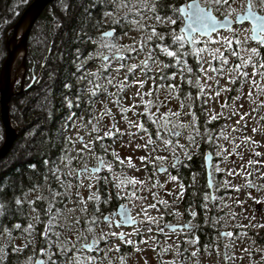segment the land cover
<instances>
[{"label": "trees", "instance_id": "16d2710c", "mask_svg": "<svg viewBox=\"0 0 264 264\" xmlns=\"http://www.w3.org/2000/svg\"><path fill=\"white\" fill-rule=\"evenodd\" d=\"M30 1L0 0V73L7 52L6 39L12 35L13 25ZM109 3L110 0H54L43 10L30 31L24 67L19 71L15 80V94L10 102V120L18 132V138L5 158H11L15 154V159L6 168L0 169V237L5 235L4 228H7L10 233L17 232L19 228H15L14 225H20L25 221L28 209L44 207L41 205L44 202L42 195H48L49 188L56 192L64 190L56 177L59 176L60 180L65 181L66 168L71 169L89 163L88 153L77 151L81 149H78L77 141L71 135V127L75 118L89 115L91 111L90 95L86 89L84 72L87 65L84 64V61L95 48L96 39L100 38V32L109 28L111 26L109 23L114 24L113 18L109 20L110 16L105 15V12L110 11ZM53 4L60 5L67 13H54ZM159 14L162 16V14L168 13ZM130 26V15L121 16L116 28L117 34L128 31ZM38 32L43 37V43L44 40L53 41L55 46L51 52H47L46 61L45 58H42L43 53L41 52L42 49H47L46 41L41 48L33 42V38ZM22 61L23 57L20 56L12 69V76H15ZM165 62L166 64L171 63V58L165 55ZM170 72L167 71V73ZM33 79L36 81L34 82ZM192 79L194 82L195 76H192ZM27 84L31 86L27 88ZM160 84L179 85L178 89L173 88L174 96L183 99L188 94L194 100L191 102L192 100L185 98L184 103L186 108H189L188 105L191 104L192 113L200 117L199 120H195V129L199 134L192 130L193 123L181 125L173 121L169 115L166 119H161L163 115L154 109L158 101L157 89ZM150 89L152 106L149 107L148 113H145L144 105L140 118L143 128L140 130L145 132L143 129H147V134L153 140H157V131L161 133L162 139L169 137L166 128L178 126L184 134H192L200 141L192 155L183 156L179 166L173 167V176H176V180L181 182L185 190L179 204L184 207L183 211L184 215L188 217L187 221L197 226L195 230L200 237V242H196L195 235L192 238L185 237V243L188 242L190 246L200 248L203 246L204 239L206 242L210 240L209 232L213 231L217 245H219L218 235L224 226L220 215L224 214V211L220 205L213 209L209 213V217L216 212L217 219L214 225H210L209 222H206L209 218L203 217L205 211L201 208L200 198L206 186L203 154L210 151L215 156L216 138L225 126L205 118L202 105L196 106L197 100L194 99L197 87L191 86L181 78L177 81L175 77L166 80L160 78L158 73L153 78ZM152 113L155 115L150 119L149 114ZM206 121L207 123H205ZM205 128L208 129L207 134L204 131ZM171 138L172 140L176 139V137ZM3 139L4 132L0 121V146ZM109 140L101 138V140H95L94 143L96 155L108 161L115 159L112 155L114 151L108 150L105 145ZM101 143H103L106 152L100 147ZM53 168L58 171L53 172ZM125 184L132 193H135L136 197L140 196L139 183ZM104 191L107 189H101L99 195L103 197ZM154 193L156 195L157 191ZM49 195L51 194L49 193ZM17 199L21 201L20 204L16 203ZM28 201H32V204L29 205ZM183 211H179L178 216ZM193 212L195 216L190 215ZM198 216L200 219L196 220L195 218ZM173 219V216H169L165 217L163 221L177 222ZM204 222L206 226L201 227L200 225ZM257 240L261 245H264V231L257 236ZM190 241H195V243H190ZM177 245L180 248L182 244L177 243ZM13 246L11 244V249L4 255H0V264H23L25 260H29V257L33 260L34 256L42 255L39 248L22 253L13 252ZM184 247L185 250L188 249L187 245Z\"/></svg>", "mask_w": 264, "mask_h": 264}, {"label": "rangeland", "instance_id": "374dc122", "mask_svg": "<svg viewBox=\"0 0 264 264\" xmlns=\"http://www.w3.org/2000/svg\"><path fill=\"white\" fill-rule=\"evenodd\" d=\"M200 1L202 5H207V0ZM229 3L232 9L231 13H229L228 7L226 5L219 7L212 5V7L216 9L214 12L219 16H224L231 14L235 15L237 12L242 11L243 0H229ZM53 12L56 14L67 13L64 12V9L61 8L60 5L57 4H53ZM112 12H115L116 16L121 19V16H124L123 14L127 13L128 10L126 8H122L118 11L114 10ZM130 14L131 13L128 15ZM132 15L134 19L138 20L139 25L136 23L137 25L132 30L120 33L114 40L97 38L95 48L90 52L88 58L84 61V64L87 65L84 69V72L86 77L85 83L87 84L86 89L90 95L89 101L91 103V111L89 115L86 114L73 120L71 135L73 136L74 140L77 141L76 143L78 145V149H83L80 139H83L84 143L92 141V150L88 151L85 149L83 151L88 153V159L90 163L88 164L94 166H97L96 157L98 156L94 152V137L99 136L101 138L110 139L105 144L106 148L108 150H113L119 157V160L113 158L112 160L108 161L102 158L104 160L103 169H108L107 166L109 165V162L111 164V170L108 169V175L105 176L106 180H109V182L110 180H114L116 184L117 180H122L123 177H127L129 179L135 178L138 181H143V184L139 183L141 187V194L139 197L135 196V199L132 195H130L131 192L126 187H124V185H126L125 183H121L120 186L117 187L121 189L122 194L124 192V195H126L128 198H131L130 200L134 210L142 216L141 226L136 228L134 233H132L133 235L130 236V239L135 241L136 244L140 243L141 251L133 254L131 258H129L128 254L116 255V258L113 254H107L108 258L103 264H109V261L110 264H164V262L171 261L170 259L172 258V255H174L172 251L165 252L164 249H166L169 244L175 243L180 234L166 232L168 233L166 242V239H163L159 234L160 231H158V229L163 232L164 230L160 225L166 223H175L173 221H163L166 215H173L174 219H178L180 216H178L179 211H181V206L179 204L180 200L178 199L180 183L178 180H171L169 178L171 175L158 174V177L156 178L159 179V183L156 185L151 183V177H149V174L151 171L154 172L161 165L172 164L173 148L175 154H179L181 156V162L183 156H186L185 152H187V156L192 155L193 152L196 151L200 141L192 134L191 136L193 139L189 140V134H184L182 132L179 135L171 136L176 137L175 140H172L170 136L163 137L160 140H153L152 138L153 143L148 144L147 141L149 135L135 127L136 124H140V118L145 105L143 102H141V94H143V101H151L149 90L152 86L153 80V78H146L145 74L140 72L139 66L141 65V61L148 59V56L146 55L147 53L151 52V55L154 58L157 56V52L155 51L157 47H152L151 45L147 44L149 40H146L148 37L146 28L147 25H152L151 23H159H157V21L152 18V13H143V16L134 14ZM111 18L114 19L115 17L110 16L109 20H111ZM141 25H143V27H141ZM173 25L174 24H165L167 27H172ZM217 36L227 37L230 40H232L233 37H237L241 42L239 54L243 57L246 53H248V51L245 50L246 45L244 43L247 37L246 28L239 27L231 34L219 33L212 38L213 41L216 40ZM33 40V42H35L39 48H41L46 41L44 40L43 43V37L39 32L35 34ZM110 44H114L116 47H105V45ZM45 45L47 49H42L41 52L43 53L42 58H45L44 60L46 61L45 56L47 52H51L55 46L53 41H46ZM126 46L136 48V51L129 53ZM117 47L120 50L121 56L124 58L121 59L112 57V59L110 58L108 61H103L104 56L112 54L114 55L116 53ZM140 47L143 48L142 51L140 50ZM208 48L211 50L219 49L224 55L226 54L229 63L235 65L233 56L231 55L230 51L226 50L227 46L223 40H220L218 43L210 42L208 44ZM231 49L232 51L237 50L235 40H232ZM209 58L211 57L207 53L202 55V59L207 60ZM121 64L124 66L119 67L117 70L118 66ZM131 64H136L138 67L133 69L132 73H128L127 68ZM148 66L151 68V71H154L158 67V61L155 60V62H150L149 60ZM22 68L23 66L20 68V70ZM93 73L95 74V77H93ZM224 73L225 74L220 78L215 76L214 79H207L206 81L205 76H213V73L206 72L203 74V77L200 78V84L204 85L202 94H204V97L207 101H210V107L207 110L208 113L211 112L210 110H214L212 107L213 105L217 107L221 100L223 101L227 98V95H225L223 92L224 90L220 89H224L225 87L230 89V87H232V83L228 80V77L231 73L228 69H225V66ZM126 75L128 76L127 80H125ZM235 75H237V73H235L233 77H235ZM148 76L150 77V74H148ZM178 78L179 77H177V79ZM109 80H111V83H108ZM133 80L137 81V83H133ZM89 81L92 83L90 84ZM139 81H143V84L141 85L138 83ZM214 81L219 82V86L217 83H214ZM92 84L99 85V91L95 96L91 95L90 92ZM208 85H211V87H208ZM27 86H29V84H27ZM218 87L220 88L218 89ZM217 90H220L219 94L214 95L213 93H215ZM174 93V89H170L168 85L160 84V87L157 89V103H159L160 107L157 110V107L155 106L154 109L158 111L160 115L165 113L179 112L178 116H169L172 117L173 121L180 123L181 125L192 124L193 120L192 115L189 114V108H181V100L176 98ZM205 93H207V95H205ZM115 101H119V106L117 103H115ZM121 107L127 109V111L121 112ZM106 111L109 114H105ZM90 119L91 123H89ZM93 125H95L98 129L95 132L92 131ZM240 125L241 124L237 126L235 125L234 127L230 125H224L225 127L220 132L221 134L216 138L217 147L215 156H217V159L213 163V169H219L225 172V169L230 167L233 169H242L244 171L245 169H253V164H255L256 169L264 170V125H251L247 126L243 132H234L233 128L243 129ZM166 129L167 131L172 129L181 130L178 126ZM253 129H255V131H253ZM106 130H110L113 134L111 136H105L104 133ZM129 133H132V135L130 136ZM245 137L251 138L249 141H246L244 139ZM163 139L170 141L167 148H165L163 145ZM137 145H140V147H137ZM180 146L183 147L181 148ZM234 148L237 150L236 153L239 155V157L235 160L232 158V150ZM256 151L259 152V157L256 156ZM14 156L15 154L11 158H5L3 161H0V169L3 167L6 168L9 163L15 159ZM158 156H163L165 159L162 161L154 159V157ZM140 157H146V159L141 160ZM129 159L133 165L132 167L128 166ZM121 161H123V164H121ZM249 161H255L256 163H249ZM92 162L94 163L92 164ZM180 162L177 164V166H179ZM86 166L87 164L84 163L75 167L74 169ZM74 174L76 175V171H74ZM89 184H91V188H89ZM96 185L97 178L91 177L90 175L82 177L81 180L75 181V183L71 185L73 193L70 196V200L66 204V209L64 211L61 209L62 215L56 218L53 222L54 224L58 223L62 227V231L56 229V232L63 233V235L65 234L64 239L66 242L63 241V244L76 246L83 236H88V230L83 228L78 223H72L71 220L75 218H82L83 214L81 213V209L85 206L90 193L96 195ZM147 189H149V192H147ZM155 191H157V193L155 198H153V193ZM61 193H65V188ZM77 193H79V195H77ZM65 195L66 193L64 196ZM81 198H83V204L79 202ZM161 201L166 202L167 206L161 203ZM153 204L155 207H148L149 205ZM57 207L58 206L55 205V209ZM57 209L60 208L58 207ZM145 212H147L148 216L153 218L150 223L151 231H148L149 221L145 218ZM249 214H251V216L258 215V213L255 211L253 213L249 212ZM94 230L100 235L107 234V232L110 231L106 225H99ZM138 230H142L144 235V238L142 239L144 241L143 243L141 242V239L140 242L134 240L135 232ZM17 234V232H11L10 237L7 234L0 237V247L3 248V251L0 252L3 253L7 247L11 249V244L19 247L26 243L27 238L24 235ZM32 236L34 239L37 237L36 234H32ZM251 240L252 238L247 236H232L230 240L226 241V245H231L233 248V251L229 256V264H252V261H255L257 258H259V254H256L254 257H251L248 254V252L252 249V245L250 244ZM248 245L251 246L248 247ZM254 246L255 248H259V246L256 244H254ZM2 253H0V255H2ZM45 256L47 259L48 256ZM262 256H264V254H262L261 257ZM125 257L128 259L125 260ZM31 262L33 264L32 260ZM23 264H29V260H25ZM216 264H225L223 256H216Z\"/></svg>", "mask_w": 264, "mask_h": 264}, {"label": "flooded vegetation", "instance_id": "af4514ba", "mask_svg": "<svg viewBox=\"0 0 264 264\" xmlns=\"http://www.w3.org/2000/svg\"><path fill=\"white\" fill-rule=\"evenodd\" d=\"M190 1L191 0H155L156 2L155 13H168L166 15L162 14V16L170 15L171 14V9L169 8L170 5L178 8L181 5H184ZM152 3H153V0H148V4H150L149 7L152 6ZM248 3H249V0H243V9L241 12H237V13H243ZM251 3L253 5L254 11H256L260 15H264V11H261L258 8L259 0H251ZM109 5H110L109 12L116 10L114 9L113 0H110ZM144 13H152V17H154L155 15V13L148 12L147 10H144ZM236 14L235 15L231 14L229 16L235 17ZM176 16L177 17L179 16L178 12ZM217 16L219 18L224 17V16H219V15ZM133 19L134 17L131 13L130 21H132ZM134 20L139 25L138 20L137 19H134ZM117 24L118 23L116 24L109 23V25L111 26L106 29V30L113 29L115 31L114 36L110 38L112 40H114L116 36L119 35L116 32ZM137 24L131 23L129 31L132 30ZM151 24L152 25H147V28H146L148 36L150 35V27H154L157 33L166 34L164 36L163 41H159L155 37L149 40L147 44L151 45L152 47L160 43L162 44L170 43V36L168 35V33H170V31H175L179 33V28L182 26L180 19H176V23L172 27H167L165 26V24H154V23H151ZM239 27H242V28L244 27L247 29V37L245 39V41L247 40V43L245 44L246 49H251L253 47H256L259 55L251 56V53L248 52L243 57L240 55V59H237V57L233 56V60L235 64L240 63L242 59H248L250 56H251L252 63H255L256 65H259L261 62H264V46H260L258 41L252 40L251 23L249 21H245L243 24L236 26L234 30ZM233 31H219L216 34L212 35V38L219 33H230L231 34ZM186 47L188 46L186 45ZM155 51L157 52V56L156 58H154L151 55L152 59L150 60V62L157 60L158 67H160L161 71L165 73H167V71H171V72L176 71V69L171 68V67L166 68V69L163 68L162 64H166L165 55L161 53L159 48H157ZM185 60L187 61L188 66L192 68V76L199 75L200 78L203 77V74L197 71L198 66H197L196 60L192 56L185 57ZM202 60H203L204 69H208L209 60H211V64L213 67L220 66L218 61L215 59L209 58L207 60L206 59H202ZM252 63L248 65H242V70L247 73V76H244L243 78H241L238 74L235 75V79L231 81L232 87H230V89H228L227 87L224 88L226 90H224L223 92L225 93V95H227V98L223 101L221 100L220 104L217 107L212 104L213 105L212 107L214 108V110L213 109L210 110L211 111L210 113H208L207 111L208 108L210 107V104H209L210 101H207L204 97V94H202V92H200V90L197 88V94L200 93V97L199 99H197V94L194 95V99L197 100L196 106L199 107L200 105H202L204 116L207 120H210L211 122H214V123H219L221 125H230L232 127H234L235 125L237 126L241 124L240 126L243 129L233 128L234 132H239V131L243 132L247 126H251V125L253 126L264 125V87H261V86H264V79H261L259 75V73L261 71H264V69L257 67V75L253 77ZM229 65H232V64H230L228 60V64L224 65L225 69H228ZM156 69L148 73L150 74L151 78L156 77V75L158 74L156 72ZM207 72L212 73L211 71H207ZM230 73H231L230 76H233L236 72L231 71ZM184 75L188 76L189 73L185 72ZM222 76L216 75V77L218 78ZM177 77L181 78L179 75L175 76L176 81L179 79V78L177 79ZM253 79L256 80V84L250 83V81ZM217 85L219 86V82L217 83ZM219 88L220 87H218V89ZM250 93L251 95H249ZM180 100L181 102H183L184 108H185V103H184L185 98L180 99ZM189 100H192V99L190 98ZM191 102H194V100H192ZM222 105H224V107H221ZM214 115L216 117L215 119H209L210 117ZM195 118L196 120L200 119L199 115L197 114H195ZM245 138L244 139L246 141H249L251 137H245ZM236 151L237 150L235 148L232 150L233 152L232 158L234 160L239 157ZM256 153H259V152L256 151ZM256 156L259 157V155H256ZM214 157H215V160H214L215 162L217 159V156H214ZM93 163L94 162H92V164ZM89 164H87L86 167H79L78 169H74V168L66 169L65 170L66 176H64L65 184L73 185L75 181H79L81 180L82 177L90 175L91 177L97 178L96 195L100 196L98 195V193L101 189L103 190L107 189V191H104L106 196L105 195L103 197L100 196L99 201H97L96 199L88 198L85 203V206L82 208L83 210L81 209V213L83 214L82 218H79V219L75 218L71 220V222L77 221L78 224H80L83 228L89 231V234L86 237L83 236L81 240L79 241L78 245L76 246L66 245L69 247V252L67 253V256L69 257L72 256L73 251L78 249L80 251L81 256L84 258L90 255L98 256L97 264H103L104 261L108 258L107 254H113L115 255V258H116V255L128 254L129 258H131L133 254L141 251L140 243L136 244L135 241H134L135 243H131V244L123 243L119 235H116V236L108 235L106 239H101V235L98 234V232L95 231L94 229L99 225H106L110 230L107 233L109 232L117 233V234L123 233L125 234V237H124L125 240H128V239L131 240L130 236L133 235L132 233H134L136 228H139L141 226L142 216L134 210L133 205L130 200L131 198H128L126 195H124V192L122 194L121 189L114 186L115 181L110 180L109 182V180H106L105 176L108 175V169H101L100 173L96 172L94 174L91 172V169H86V171L84 172V175L80 176V178L77 179L76 175L74 174V171H76L77 173V170H83L85 168L94 166V165H89ZM166 166L168 168L167 171L161 175L173 176L174 166L169 165V164ZM229 170H231V174L229 173ZM225 172H223V170L218 171V169H211V174H212L211 176H212V181H213L212 182L213 186L211 189L208 185L206 171H205L206 186L204 187L203 193L201 195L200 203H201L202 210L205 211L203 217L209 218V220H206V222L207 223L209 222L210 225H214L217 219V214L216 212L212 213L209 217V213L212 212L213 209L217 208L219 205L221 206L220 208H222V210L224 211V214L220 215V217H222L221 221L224 223V226L222 229L225 230V232L227 233H231V235L229 236L226 234L222 238L220 235L222 232L221 231L218 235L219 245H217L215 232L212 231V232H209V235L211 236L210 240L206 242V240L204 239L203 246H200V248L198 247L199 249L197 247L190 246L188 242L185 243V239H186L185 237L189 236L190 238H192L193 235H195V238H197L196 242H200L199 241L200 237L197 234V231L195 230L197 226L187 221L188 217L184 215V211H183L184 207L181 206V210L183 212L179 216L178 219H173V220H177V222L172 223V224L188 223L194 226V228H192L191 231H187V230L170 231L168 229H163L164 230L163 232L161 231L159 232L162 238L166 239L165 240L166 242H167V235H168V233L166 232L180 234L176 242L174 241L175 243L169 244L166 247V249H164L165 252L172 251V253L174 254L172 255V258L170 259L171 261L174 258H176V259L184 261V264H216V256L219 255L218 253H221L222 254L221 256H223L224 263L229 264L228 263L229 256L231 255L233 248L231 245H227L228 259L225 260L226 241L230 240L232 236L233 237L234 236H247V237L252 238V240L250 241V244L252 246L248 245V247L251 246L252 249L251 251L248 252V254L251 257H254L256 254H259V258H257V260L255 261H252V264H264V256L261 257V255L264 254V245H261L259 241L257 240V236L259 233H256L254 230L247 231L248 234L241 233L244 230V228H241V224H243L244 221H246L247 219V216L245 215L246 211H250L251 213L255 211L258 213V217L261 215L262 216L264 215V176L261 175L262 173H264V170L256 169L255 164H253V169H245L243 171L242 169H233L229 167L228 169H225ZM158 174L160 173H158V171L156 170L154 172L153 171L150 172L149 177H151L150 178L151 183L153 184L156 183V185H158L159 179L156 178L158 177ZM178 182L180 183V186H181L182 185L181 182L179 180ZM249 183H251L253 187H249L248 186ZM124 187L127 188L126 185H124ZM127 189L129 190V188ZM184 192L185 190H183V192H181V190L179 191L178 199L180 200V202L184 196ZM72 193H73V190L70 187L67 190L66 195L63 196V198H61L60 196L56 197L55 199L56 201H59L58 203L59 205H57L56 203H53L51 212L55 214L56 213L55 211L57 210L58 207L60 208V210L62 209L64 211L66 209L67 202L71 198L70 196L72 195ZM118 193H119V198H118ZM49 196H50L49 193L48 195H45V194L42 195L44 202L41 205H44V207L42 206V207H35V208L28 209L27 218L22 224H20V227L17 231L19 235H24L27 238V241L24 244L25 247H23L22 250H18V252L24 253L27 251H34L37 248L41 249V248L49 247L48 244L45 242L44 237L41 235V233L45 231V223L48 221V216L45 214V208H46L45 197H49ZM109 197L110 199L108 200V203L105 204L104 200ZM133 198L135 199V193H134ZM55 205L58 206L56 209H55ZM120 206H128L130 208L133 218L138 220V223L136 225L129 227V226H124L120 224L119 216L118 215L114 216V214L117 212ZM240 208L243 211L241 214H238V209ZM33 209H35V211H33ZM105 216H109V220L107 222H105L104 220ZM166 217H169V216L166 215ZM195 219L199 220L200 216H198V218L196 217ZM85 221H88V223L85 224ZM29 224H31L32 227L26 232L25 228H27ZM200 226L205 227L206 226L205 222ZM49 227H50V231H48V236H50L53 240H55L56 237L52 235L53 232H56V229L62 231V227L58 223L57 224L52 223ZM89 229H92V230H89ZM32 234L33 235L36 234L37 237L34 239ZM128 234H131V235H128ZM64 235L63 233H59V241L61 243H63V241L66 242V240L64 239ZM93 236H95V238L98 241L97 247L101 249L99 253H96L95 251L89 252L88 249L83 247V245L90 243ZM143 238H144V235L142 233V230H138L135 232L134 240L140 242V239L142 240ZM177 243L182 244L180 248H178ZM254 244L259 246V248H255ZM185 245H187L186 248H188L186 250L184 247ZM117 246L119 248V251H117ZM205 246H208L207 250L205 249ZM8 250H10L9 247H7V249L3 253L2 252L0 253L4 255ZM195 250H198V251H197V254L193 256L192 253ZM50 251L52 253V259L57 260V264H59V261L61 259H64L65 264H67V259L59 256V254L56 251L55 245L52 246ZM177 251H179V255H177ZM105 254H106V258H105ZM39 258H44L45 261H47L48 259V258L46 259L45 254L42 253V255L38 257L34 256L32 260L33 264ZM124 259L126 260L128 258L125 257Z\"/></svg>", "mask_w": 264, "mask_h": 264}, {"label": "snow or ice", "instance_id": "6c2138e0", "mask_svg": "<svg viewBox=\"0 0 264 264\" xmlns=\"http://www.w3.org/2000/svg\"><path fill=\"white\" fill-rule=\"evenodd\" d=\"M113 5H114V9H116L117 11L122 9V8H126L128 10L127 13H124L123 15L125 17L128 16L129 13H132L134 15H140L143 16L144 10H147L148 12H153L155 13L156 11V2L155 0H153L152 6L149 7L148 5V0H113ZM212 5H215L217 7L219 6H227L229 13H231L232 9H231V5L229 3V0H207V5L205 6H201V4L198 2V0H191V2L184 4L183 6L180 7H175L170 5L169 8L171 9V14L167 15V16H161L159 13H156L154 15V18L157 23L159 24H175L176 23V19H180L181 20V24L182 26L179 28V33L175 32V31H170V33H168V35L170 36V43L168 44H157L156 47L160 49L161 53L166 55L167 57L171 58V63L168 64H162L163 68H174L176 69V71H172L170 73H165L163 71H161L160 67H157L156 72L159 73L160 78L162 79H166V80H170L171 78L179 75L181 77V80L187 81L191 86L193 87H197L200 92H203V88L204 85L200 84V76L196 75L195 76V81L193 82L192 79V68L188 66L187 61L185 60V57L188 56H192L197 63V71L201 74H205L207 71H211L213 73L212 77H207L205 76V79L207 81V79H214V77L216 75H224V65L228 64V58L227 56H225L223 54L222 51H220L219 49H215V50H211L208 48V44L210 42H216L218 43L220 40H223L225 45L227 46L228 51L231 52V55L234 57H237V59H240V46H241V42L239 41V39L237 37H233L232 40H235L236 42V47L237 50L236 51H232L231 49V45H232V40H230L227 37H221V36H217L216 40L213 41L211 33L213 32H217L218 30V25L224 24L227 25L229 23V15H224L223 20L221 21L220 19H218L213 13L216 10L215 8L212 7ZM258 8L261 11H264V0H259V4H258ZM179 13V16L177 17L175 14ZM106 16H113L115 17L113 19V23L116 24L119 22V17L116 16L115 12H105ZM243 16L245 20H248L251 23V38L254 41H258L260 46H264V15H260L257 14L256 12L253 11V5L251 3V0H249V3L247 5V7L244 9L243 12ZM239 18V14H237V19ZM131 23L136 24L137 22L133 19L131 21ZM141 27H143V25H141ZM104 36H110L112 35V32H105L103 34ZM166 34L165 33H157L156 29L154 27H150V35L146 38V40H151L153 37H155L157 40L159 41H163L164 40V36ZM203 38V39H201ZM244 43H247V40L244 41ZM186 45L188 47H186ZM105 47H116V45L114 44H110V45H105ZM127 47V51L129 53L136 51V48H132V47ZM140 50L142 51L143 48L140 47ZM246 51L251 53V56H258L259 53L257 51L256 47H253L251 49H245ZM204 53H207L211 59H215L218 61L219 63V67H213L211 64V60H209V67L208 69H204L203 68V60H202V55ZM116 56H120L121 59H123L124 57L121 56L120 54V50L117 47ZM148 56V59L141 61V65L140 67V72L145 74L146 78H151L148 76V73L151 72V68L148 66L149 65V60L152 59L151 57V52L146 54ZM251 56L248 59H242L240 63L235 64V65H229L228 66V70L231 71H235L241 78H243L244 76H247V73L244 72L242 70V65H248L250 63H252L251 61ZM134 58V57H133ZM103 59L105 61H107L108 57H103ZM155 62V61H153ZM124 65H119L117 70L119 69V67H123ZM138 67V65L136 64H131L128 66L127 68V72L128 73H132L133 69H136ZM257 67L264 69V62H261L259 65H256L255 63H252V75L253 77H255L257 75ZM187 72L189 73L188 76H185L184 73ZM93 77H95V74H92ZM260 78L264 79V71H261L259 73ZM128 79V76H125V80ZM235 77L233 76H229L228 80L229 82H231L232 80H234ZM89 83L91 84L92 82L89 81ZM108 83H111V80L108 81ZM133 83H137V81L133 80ZM138 83H140L141 85L143 84V81H139ZM214 83H218L217 81H214ZM251 84H256V80H251L250 81ZM65 87H67V85H65ZM159 87V86H158ZM168 87L170 89H178L179 85H175L173 86L172 84H169ZM208 87H211V85H208ZM264 87V86H261ZM220 90H226V89H220ZM217 90L215 93H213L214 95H218L219 91ZM99 91V85L98 84H92V88L90 89L91 95L95 96L96 93ZM151 92V89L149 90V93ZM205 95H207V93H205ZM251 95V93L249 94ZM143 94H141V102H143L145 104V113H148V109L149 107L152 106V101H143L142 99ZM200 97V93L197 94V99H199ZM179 98V97H176ZM186 99H190V96L188 94L185 95ZM115 103H117V105L119 106V101H115ZM181 108L184 107L183 102H181ZM157 110L159 109L160 105L159 103L156 104ZM189 114L192 115V120H193V131H197L195 129V114L192 113L191 109H192V105L189 104ZM221 107H224V105H222ZM121 112H125L127 111V109L121 107L120 108ZM105 114H109L107 111L105 112ZM135 114V113H134ZM155 114H149V118L151 119ZM168 115H173V116H178L179 112L177 113H165L163 114V116L161 117V119H166ZM215 115L210 117L209 119H215ZM89 123H91V119L89 120ZM131 123V122H129ZM153 123H155V120H153ZM207 123V121L205 122ZM114 126V125H113ZM135 127L140 130L141 128H143V126L141 124H136ZM159 127V125H158ZM98 129L96 128L95 125H93L92 127V131H97ZM145 131V133L147 134V129H143ZM205 133H208V129L205 128ZM253 131H255V129H253ZM113 133L110 130H106L104 135L105 136H111ZM197 134H199V132L197 131ZM129 135L131 136L132 133H129ZM167 135L171 136V135H179L178 132H173L172 130H168L167 131ZM156 138L159 140L161 139V133L159 131L156 132ZM95 140H101V137L96 136L94 137ZM189 140H192V136L191 134H189L188 136ZM247 139V138H245ZM80 143L83 145V149L81 150H77L78 152H81L83 150H88L91 151V145H92V141H88V143H84L83 139H80ZM148 144H152L153 140L152 138L149 136ZM170 141L167 139H163V145L165 148L168 147ZM100 147L102 149H104V151L106 152V149L104 148L103 143L100 144ZM137 147H140V145H137ZM181 148L183 146H180ZM113 157H115V159L119 160V157L116 155L115 152L112 153ZM185 155L187 156V152H185ZM256 155H259V153H256ZM97 163H98V168L97 169H93V172L99 171L100 168L104 167V160L100 157L97 156ZM141 160H145L146 157H140ZM154 159L156 160H164L165 158L163 156H158V157H154ZM178 163V157L175 155L174 152V148H173V166H175V164ZM249 163H256L255 161H249ZM121 164H123V161H121ZM129 167H132L133 165L131 164V160L129 159V163H128ZM108 169L111 170V164H109ZM163 170L162 166L161 168H157L156 171H161ZM219 170V169H218ZM58 171V169L53 168V172ZM86 171V169L83 170H77L76 173V178L79 179L80 176L84 175V172ZM229 173L231 174V170H229ZM71 174V173H69ZM155 174V173H154ZM262 176H264V173L261 174ZM57 180L60 183V186L62 188H65V193L67 192V190L71 187L70 184L66 185L65 181L60 180V177L57 176L56 177ZM171 180H176V176H170L169 177ZM107 182V181H105ZM121 183H131L133 185L140 183L143 184V181H138L135 178L129 179L127 177L123 178L122 180L118 179L117 183L114 185L115 187H119ZM155 186V185H153ZM249 187H253V185H251V183L248 184ZM89 188H91V184H89ZM180 190L181 192H183L184 190V186L181 185L180 186ZM50 195L49 197H45V201H46V208H45V214L48 216V221L45 223V231L41 233V235L44 237L45 242L48 244V248H41V253L45 254L48 256V260H38L35 262V264H57V260L52 259V253H51V248L53 245H55L56 251L59 254L60 257L62 258H66L67 259V264H97V259L98 256L96 255H90L86 258L82 257L80 254V251L74 250L72 253V256H67V253L69 252V247L66 246L65 244L61 243L59 241V233L58 232H53V236L56 237L55 240H53L50 236H48V231H50V225L54 222V220L56 218H58L60 215H62V212L60 209L56 210V213L53 214L51 212V208L53 206V203H59V201H56V197L60 196L61 198H63L65 193H61V192H56L54 190H52L51 188L48 189ZM77 195H79V193H77ZM130 195L134 196V193H130ZM118 198H119V193H118ZM153 198H155V193H153ZM37 199H39V197H37ZM89 199H96L97 201H99V196L95 195V194H91L89 196ZM109 198H106L104 200V203L107 204ZM81 204H83V198H81V200L79 201ZM259 202V201H257ZM17 204H20L21 201L19 199L16 200ZM29 205L32 204V201H28ZM161 203L165 204V206H167L166 202L161 201ZM148 207H155V205H149ZM123 208V206H121V209ZM33 211H35V209H33ZM71 211V210H70ZM98 211V209H97ZM143 211V210H142ZM145 218L149 221V226H148V231H151V227H150V223L153 220V218L151 216L147 215V212L144 213ZM190 215L195 216V213H190ZM123 219H125L127 222L130 223H135L134 221H132V218L130 216L127 217H123ZM105 222H107L109 220V216H105L104 217ZM72 223H77V221H73ZM88 221H85V224H87ZM15 228H19L20 225L16 224L14 225ZM32 227L31 224L28 225L27 228H25V231L27 232L30 228ZM184 230L187 231H191V224H185L184 226H182ZM91 230V229H89ZM158 231H161L160 229H158ZM4 232L5 234L9 235L10 237V232L7 228H4ZM111 235V236H116L119 235L120 239L122 240L123 243H135L132 240H125V234L120 233H107V234H101V239H106V236ZM131 235V234H128ZM221 236L226 235L225 233H221ZM227 235H231V233H227ZM141 242L143 243L144 241L141 240ZM97 239L95 238V236L92 237L90 243L84 245V247L88 248L89 252H93L95 251L96 253H99L101 251L100 248L97 247ZM190 243H195V241H190ZM23 247H25V245H21L19 248H17L16 246H13L12 251L16 252L18 250H22ZM208 246H205V249L207 250ZM0 251H3V248L0 247ZM117 251H119V248L117 246ZM198 250L193 251L192 255L195 256L197 254ZM177 255H179V251H177ZM105 258H106V254H105ZM228 259L227 256V245L225 246V260ZM29 264H32L31 262V257H29ZM59 264H65L64 259H61L59 261ZM110 264V261H109ZM164 264H184V261L179 260L174 258L172 261H168V262H164Z\"/></svg>", "mask_w": 264, "mask_h": 264}, {"label": "water", "instance_id": "95a60500", "mask_svg": "<svg viewBox=\"0 0 264 264\" xmlns=\"http://www.w3.org/2000/svg\"><path fill=\"white\" fill-rule=\"evenodd\" d=\"M54 0H31L29 4L26 6L25 10L22 12L20 15L19 19L16 21V23L12 27V35L6 39V57L4 59V62L2 64L1 68V73H0V121L3 127V132H4V139L2 142V145L0 146V161L4 159L9 152L11 151V148L13 147L16 139L18 138V132L16 129L13 127L11 120H10V102L13 97L14 93V83L16 80V76L18 74V71L20 68L23 66L24 67V61L27 53V43H28V37L30 34V31L33 27V25L36 23L37 19L43 12V10ZM191 2V1H190ZM198 2L201 4L200 0ZM189 3V2H188ZM183 6V5H181ZM201 6H204L201 4ZM254 11V10H253ZM256 12V11H254ZM257 13V12H256ZM218 19L221 21L223 18H219L215 13H213ZM237 14H239V18L237 19ZM236 16L230 17L229 23L227 25L221 24L218 25V30L219 31H233L235 26L243 24L245 21L243 13H237ZM258 14V13H257ZM23 28V32L20 33V30ZM112 32V35L110 36H104L103 34L105 32ZM217 32L211 33V36L216 34ZM115 31L113 29H108L102 31L99 35L102 38H112L114 36ZM21 50V55L23 57L22 61V66H20L17 71L15 72V76H12V69L15 66L17 59L20 57L18 56V51ZM104 57H108L107 61L114 57V58H120V56L114 55H107ZM103 61H105L103 59ZM35 80V79H34ZM33 80V81H34ZM31 86V85H29ZM29 86L27 88H29ZM173 132H178L179 134L181 133L180 130L177 129H172ZM175 136V135H171ZM178 157V162L180 160V155L176 154ZM203 162L205 166V171H206V177L208 181L209 187L212 189L213 186V181H212V174H211V169L213 165V154L210 151H206L203 155ZM176 163L175 165H177ZM173 165V161H172ZM163 170L158 171V173L163 174L167 171V166L161 165ZM159 166L158 168H161ZM99 166H91L89 168L85 169H91V172L94 173H100L101 169L99 171L93 172V169H97ZM119 216L120 218V224L124 226H129L132 227L138 223V220L134 219L131 213V210L128 206H123L121 209V206L118 208L117 212L114 214V216ZM130 216L132 218V221L135 223H130L127 222L123 217ZM188 224V223H185ZM185 224H163L161 226L162 229H168L170 231H181L184 230L182 226ZM194 228V226L191 225V229ZM221 233L227 234V232L223 231ZM223 238V236H221ZM86 245V244H85ZM84 247V245H83ZM86 248V247H85ZM88 249V248H86ZM38 260H44V258H39ZM35 261V262H36ZM34 262V264H35Z\"/></svg>", "mask_w": 264, "mask_h": 264}, {"label": "built area", "instance_id": "2783aa9c", "mask_svg": "<svg viewBox=\"0 0 264 264\" xmlns=\"http://www.w3.org/2000/svg\"><path fill=\"white\" fill-rule=\"evenodd\" d=\"M246 212L245 213H246L247 219H246L245 223L248 224L254 218V216H251V214H249L248 211H246ZM241 213H242V210L238 209V214H241Z\"/></svg>", "mask_w": 264, "mask_h": 264}, {"label": "bare ground", "instance_id": "6f19581e", "mask_svg": "<svg viewBox=\"0 0 264 264\" xmlns=\"http://www.w3.org/2000/svg\"><path fill=\"white\" fill-rule=\"evenodd\" d=\"M22 32H23V28L20 30V33H22ZM20 55H21V50L18 51V56H20ZM35 80H36V79H35ZM35 80H34V81H35Z\"/></svg>", "mask_w": 264, "mask_h": 264}]
</instances>
